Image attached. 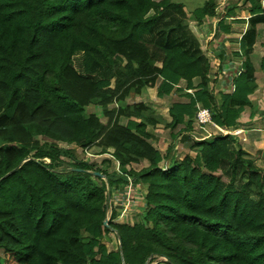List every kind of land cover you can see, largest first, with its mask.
Returning <instances> with one entry per match:
<instances>
[{
    "label": "trees",
    "instance_id": "trees-1",
    "mask_svg": "<svg viewBox=\"0 0 264 264\" xmlns=\"http://www.w3.org/2000/svg\"><path fill=\"white\" fill-rule=\"evenodd\" d=\"M249 2L243 70L234 92L218 103L196 41L158 28L168 11L186 13L183 2L0 0V264H148L154 256L168 264H264L263 201L223 186L218 174L230 160L250 182L264 179L237 139L219 134L195 140L194 157L188 153L164 169L146 132L144 121L155 122L147 106L108 108L132 90L158 83L162 96L181 79L190 87L198 78L189 101L170 108L171 130L194 117L198 104L214 110L220 127L240 124L257 88L249 55L255 26L264 23L260 0ZM191 13L202 26L216 15V4L208 0ZM223 23L220 29L227 30ZM101 51L109 60L124 59L123 69L109 71ZM92 68L106 76L93 79ZM89 105L101 106L107 123L87 114ZM120 117L129 119L126 126ZM93 145L101 153L112 148L121 168L149 160L147 168L127 172L148 185L139 202L142 217L133 224L115 222V210L107 215L111 189L126 177L76 156V148ZM112 234L119 245L109 250L103 240Z\"/></svg>",
    "mask_w": 264,
    "mask_h": 264
},
{
    "label": "crops",
    "instance_id": "crops-1",
    "mask_svg": "<svg viewBox=\"0 0 264 264\" xmlns=\"http://www.w3.org/2000/svg\"><path fill=\"white\" fill-rule=\"evenodd\" d=\"M206 1L208 0H202L199 7ZM213 2L216 4V15L206 17L204 23L207 28L201 29L202 27L200 26L199 28L198 26H194L190 27V29L196 36L198 49L207 61L210 78L209 90L213 91L219 103L222 94L218 98L216 89H224L226 92H222L223 94H231L232 92H230L228 88L232 84L234 85V79L239 75L237 65L242 63L243 68L241 43L243 35L250 28V18L252 17L250 9L252 5L249 0H213ZM260 4L264 12V0H260ZM187 9L189 11L194 10ZM220 11H223L224 14L220 15ZM222 19L227 30H222L219 27V21ZM192 21L198 23L195 18ZM206 30H208V33ZM212 30L214 31L212 32ZM255 31V41L249 59L255 70L254 74L257 88L251 96L252 106L244 110L241 116L242 122L236 126L238 128V135L235 136L237 143L245 151L246 158L254 161L256 160L255 156L264 155V23H258L255 26ZM210 33H213L211 37L209 36ZM214 62L221 65L222 68L220 67L218 69L215 67ZM125 64L126 61L124 60L123 65ZM155 65L161 67L159 61H157ZM217 77H224L223 80L218 81L219 86H216L217 81L216 79L214 80V78ZM199 82L200 80L195 78L193 79L192 86L189 87L186 80L181 79L179 83L175 84L174 89L169 94H164L162 96L158 95V83L155 86L144 87L140 89L139 92L132 90L125 101L113 102L108 105V108L118 109L119 107L133 104H143L147 106V115L155 121L154 123L144 121L146 124V132L149 135V142L162 156L160 166H163L165 163L173 166L174 162L181 161L186 154L190 153L191 146L195 141L191 137V132L194 130V117L190 118L186 116L182 124L178 125L176 129L171 130L169 127L172 121L170 108L176 101L187 103L189 101V96L194 95L197 91ZM114 85L115 78L112 77L109 87L113 88ZM90 106L95 107V111L92 113L96 114L102 123H107V117L103 114V108L96 105H89L88 107ZM130 121L136 122L140 120L132 118ZM128 122L129 119L127 117H120L121 125L126 126ZM190 122L191 127L187 129ZM133 131L135 132V129H133ZM173 134L175 136H173ZM82 153L86 155V160L94 158L93 160L103 164L100 166L103 170L109 171V168L112 167V172L119 175L116 171V159L112 155V148H108L106 152L101 153V148L93 145L84 152L82 151ZM190 154L193 157L195 156L194 153ZM149 165V160L140 159L139 161L131 162L125 168L121 169L124 172H128L130 169L140 171L143 168H147ZM139 183L140 186L136 189L139 196L136 199L135 207L137 213L134 211L133 214L127 216L124 221H119L116 217L114 219L115 222L133 224L137 219L142 217L143 210L139 206V202H142L143 198L146 196L148 185L141 182ZM122 190L123 187L121 185L117 188L115 186L112 187L111 193H113V195L111 196V202ZM111 202L109 203V209L107 211L108 218L113 212ZM114 241H117V244L115 246H109V241L107 239L103 240L109 250H114L119 245L118 239ZM148 264L168 263L165 257L154 256L149 259Z\"/></svg>",
    "mask_w": 264,
    "mask_h": 264
},
{
    "label": "rangeland",
    "instance_id": "rangeland-1",
    "mask_svg": "<svg viewBox=\"0 0 264 264\" xmlns=\"http://www.w3.org/2000/svg\"><path fill=\"white\" fill-rule=\"evenodd\" d=\"M175 1L183 2L187 6V8H189L191 10V9H194L195 7L196 8L199 7L202 0H175ZM221 7H223V6H221ZM191 12L192 11H189L188 9H186V13L183 12V10L182 11L181 10H175V9L170 10L164 15V18L159 23L158 28L161 29L162 31H166L167 34H170L173 37L178 36L179 38H181V35H182V36L187 37V38H193L192 40L196 41L195 43H197L196 36L194 35V33H192L190 27L198 26V28H199L200 25L198 23H194L192 21L194 19V16ZM219 14L220 15L224 14V12L220 11ZM189 15H192V16H189ZM200 27H202L201 29L207 28L205 23L203 26H200ZM213 31L214 30H212V32ZM206 32L208 33V30H206ZM167 34H165V35H167ZM212 35H213V33L209 34L210 37ZM100 53H101V56L100 55L99 56H100L101 60L108 61L110 63L113 71L111 69H109V71L118 72L119 70L123 69L124 59H121V61L116 60V59L109 60L108 56L106 55V53L104 51H101ZM104 55L107 56V59H105ZM214 63H215V67H217L218 69L221 67V65H218L216 62H214ZM91 71L92 72H90V76L95 80L103 79L104 76H106V74L103 75L96 68H92ZM215 79L217 81L216 86H219L218 81L223 80L224 77H217V78H214V80ZM216 91H217L216 94H217L218 98L220 97L221 94L223 95L222 92H226L224 89H220V88L216 89ZM94 111H95V107H93V106L86 108L87 114H90ZM1 143H2V140L0 138V144ZM75 154L78 158L87 159L86 155L83 154L81 149H79V148L75 149ZM255 157H256V160H255L256 162L254 160L253 161L255 162L256 166L260 167L259 169L264 170V155L255 156ZM93 159L94 158L89 159L88 161L90 163H93L95 168L103 170L100 167L103 164H101L99 161H96ZM109 169H110L109 171L108 170H106V171H108V172L113 171L112 167H110ZM218 174L221 178V182H222L223 186L233 185L237 189H243L249 194L251 199H253L255 201L262 200L264 203V179H262L261 183H259V184L255 183V182L254 183L250 182L247 179V176L243 173L241 168H238L237 170L233 171V165H232V162L230 160L229 161L227 160L222 164L221 168L218 171ZM136 210L137 209H135V208L133 209V211H130V209H129L128 212H131V213H128V214L131 216L134 211L136 212ZM114 238H115L114 235H108L105 238L109 241L108 242L109 246H111V245L115 246L117 244V241H114L116 238L115 239Z\"/></svg>",
    "mask_w": 264,
    "mask_h": 264
},
{
    "label": "built area",
    "instance_id": "built-area-1",
    "mask_svg": "<svg viewBox=\"0 0 264 264\" xmlns=\"http://www.w3.org/2000/svg\"><path fill=\"white\" fill-rule=\"evenodd\" d=\"M238 73L240 74L242 69V63H239L237 65ZM227 87V86H225ZM234 85L232 84L229 86L230 92H234ZM213 115L214 110L208 107L201 106L200 104L197 105V109L194 115V130L191 132V137L194 140H205L212 138L215 135L219 134H229L232 136L238 135V128L235 127H220L216 125L213 121ZM88 155V152H87ZM164 169L168 168V164L165 163L162 166ZM116 171L119 175L125 176L127 179V182L122 185L123 190L116 195L112 203V210H115L117 212V219L119 221H124L127 216H129L128 210L133 211V209L136 207V199L139 197L136 189L138 186H140L139 182H135L134 179L127 174V172H124L119 162L116 160ZM113 193H111V196ZM109 209V205H108ZM108 211V210H107Z\"/></svg>",
    "mask_w": 264,
    "mask_h": 264
},
{
    "label": "water",
    "instance_id": "water-1",
    "mask_svg": "<svg viewBox=\"0 0 264 264\" xmlns=\"http://www.w3.org/2000/svg\"><path fill=\"white\" fill-rule=\"evenodd\" d=\"M94 175H97V176H102V174L100 172H93ZM104 178V177H103ZM105 224H107V221H105Z\"/></svg>",
    "mask_w": 264,
    "mask_h": 264
}]
</instances>
